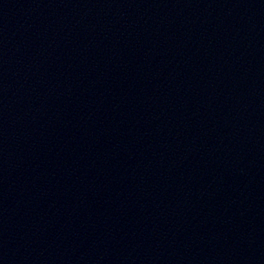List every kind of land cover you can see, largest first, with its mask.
Segmentation results:
<instances>
[{"label":"water","instance_id":"1","mask_svg":"<svg viewBox=\"0 0 264 264\" xmlns=\"http://www.w3.org/2000/svg\"><path fill=\"white\" fill-rule=\"evenodd\" d=\"M0 264H264V0H0Z\"/></svg>","mask_w":264,"mask_h":264}]
</instances>
